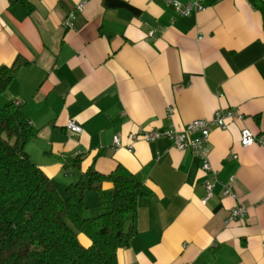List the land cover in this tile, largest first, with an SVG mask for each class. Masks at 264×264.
I'll return each mask as SVG.
<instances>
[{
	"label": "crops",
	"instance_id": "crops-1",
	"mask_svg": "<svg viewBox=\"0 0 264 264\" xmlns=\"http://www.w3.org/2000/svg\"><path fill=\"white\" fill-rule=\"evenodd\" d=\"M205 3L177 15L162 0H0V66L19 63L1 97L21 102L39 128L26 144L31 158L57 185L79 172L63 171V157L82 151V170L121 163L144 182L118 264H264V146L240 142L242 125L264 135L263 15L250 0ZM69 10L75 29L61 24ZM221 107L244 117L211 128L219 179L203 202L204 181L214 178L199 156L168 137L131 135L181 128ZM68 118L82 131L71 132ZM231 174L236 197L223 192ZM84 202L98 207V192L86 191ZM235 202L247 213L226 222Z\"/></svg>",
	"mask_w": 264,
	"mask_h": 264
},
{
	"label": "trees",
	"instance_id": "trees-1",
	"mask_svg": "<svg viewBox=\"0 0 264 264\" xmlns=\"http://www.w3.org/2000/svg\"><path fill=\"white\" fill-rule=\"evenodd\" d=\"M250 1L262 12L264 27V0ZM18 64L0 66V96ZM38 130L21 102L0 103V264H118V249L135 233L143 180L121 163L103 171L91 162L82 170V151L63 157V167L74 166L79 175L61 193L26 149ZM105 181L112 186L105 188ZM88 190L98 192L95 215L84 214ZM77 230L89 237L88 244Z\"/></svg>",
	"mask_w": 264,
	"mask_h": 264
},
{
	"label": "built area",
	"instance_id": "built-area-1",
	"mask_svg": "<svg viewBox=\"0 0 264 264\" xmlns=\"http://www.w3.org/2000/svg\"><path fill=\"white\" fill-rule=\"evenodd\" d=\"M164 3L173 7L177 15H186L191 12L202 9L206 6L205 0H162ZM83 1L77 3L76 8L81 9ZM74 11L69 10L61 20L62 26L66 28H76L74 22ZM154 29L148 30V34H153ZM174 110V106L170 104L167 108V115H171ZM244 113L233 107H221L214 111V114L208 117H194L188 120L181 128H174L173 126H165L163 128H139L132 132V138L142 137L147 140H152L157 137H168L173 141V144L180 150H191L195 155L200 158V167L203 170L212 172L213 180L206 179L204 181L205 195L202 198L203 202L212 196L214 192V186L218 181V171L211 165L209 152L211 149L209 142V134L213 125L220 128H226L230 120L243 119ZM66 127L71 132H81L82 125L74 118H68ZM113 140L115 143H119V135L114 134ZM240 142L242 145H250L254 143L264 146V135L254 132L247 125H242L240 128ZM128 148L133 147V143L127 144ZM236 156V154H233ZM233 175L231 174L224 182L223 192L231 194L236 197V192L233 190L232 181ZM247 206L242 202H235L230 206L225 221H233L242 218L247 213Z\"/></svg>",
	"mask_w": 264,
	"mask_h": 264
},
{
	"label": "rangeland",
	"instance_id": "rangeland-1",
	"mask_svg": "<svg viewBox=\"0 0 264 264\" xmlns=\"http://www.w3.org/2000/svg\"><path fill=\"white\" fill-rule=\"evenodd\" d=\"M4 99L0 96V103L2 104V103H4ZM73 168V167H72ZM65 170V168H63V171ZM66 171V170H65ZM76 173V172H75ZM78 175H79V172H78V174L76 173V175H74V178H68L67 180H62V182L61 181H59V180H57V183H58V188H59V190L61 191V193H64V185H65V183L66 182H68V181H70V180H75V179H77V177H78ZM88 198H90V197H88ZM99 212V208L97 207V206H95V207H93V206H87V207H85V209H84V214L85 215H95V214H97ZM77 233H78V238H79V240L82 242V243H84V244H88L89 243V241H90V239H89V237L85 234V233H83L82 231H80V230H77Z\"/></svg>",
	"mask_w": 264,
	"mask_h": 264
}]
</instances>
